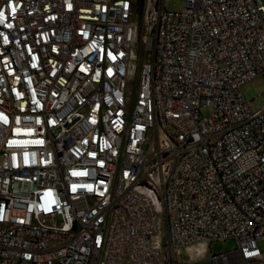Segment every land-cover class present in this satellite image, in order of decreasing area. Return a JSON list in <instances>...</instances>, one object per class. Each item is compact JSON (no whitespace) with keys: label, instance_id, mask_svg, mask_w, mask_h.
I'll return each instance as SVG.
<instances>
[{"label":"built area","instance_id":"built-area-1","mask_svg":"<svg viewBox=\"0 0 264 264\" xmlns=\"http://www.w3.org/2000/svg\"><path fill=\"white\" fill-rule=\"evenodd\" d=\"M0 13V264H264L260 0Z\"/></svg>","mask_w":264,"mask_h":264},{"label":"rangeland","instance_id":"rangeland-1","mask_svg":"<svg viewBox=\"0 0 264 264\" xmlns=\"http://www.w3.org/2000/svg\"><path fill=\"white\" fill-rule=\"evenodd\" d=\"M182 0H161V6L164 10L166 11H177L180 8V3ZM262 4H264V0H260ZM139 15L138 17H134V20L137 22V32H138V27H139ZM148 19L144 18L141 23V29L145 27L148 23ZM145 32L141 31V35H144ZM141 56L142 52V46L141 44H138L136 41V38L133 39L130 47V53H131V64L134 63V58L136 55ZM129 82L131 79H128ZM240 94L244 99L247 100H252L249 110L251 112L256 111L262 107H264V79L261 77H256L253 80L249 81L245 85H243L240 88ZM201 114H205V111H202ZM257 248L264 254V240H260L256 243ZM193 249L197 250V255L200 257L207 256L209 253H223V252H228L233 248V243L230 240H226L224 242H214V243H209L205 245H200L196 244L192 247ZM189 256H194L190 254ZM188 255L185 254V259L189 257ZM199 259V258H198Z\"/></svg>","mask_w":264,"mask_h":264},{"label":"snow or ice","instance_id":"snow-or-ice-1","mask_svg":"<svg viewBox=\"0 0 264 264\" xmlns=\"http://www.w3.org/2000/svg\"><path fill=\"white\" fill-rule=\"evenodd\" d=\"M13 12H15V8H13ZM3 14L2 13H0V16H2ZM10 26V25H9Z\"/></svg>","mask_w":264,"mask_h":264},{"label":"trees","instance_id":"trees-1","mask_svg":"<svg viewBox=\"0 0 264 264\" xmlns=\"http://www.w3.org/2000/svg\"><path fill=\"white\" fill-rule=\"evenodd\" d=\"M140 2V0H137V3H139Z\"/></svg>","mask_w":264,"mask_h":264}]
</instances>
